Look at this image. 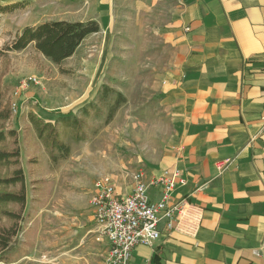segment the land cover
<instances>
[{
    "label": "crops",
    "instance_id": "crops-1",
    "mask_svg": "<svg viewBox=\"0 0 264 264\" xmlns=\"http://www.w3.org/2000/svg\"><path fill=\"white\" fill-rule=\"evenodd\" d=\"M178 2L163 29L172 55L160 103L173 133L143 170L149 179L181 172L186 184L172 202L184 204L186 214L173 231L161 221V238L137 246L129 264H264V0ZM117 5L68 2L71 14L54 21H95L104 30L116 21ZM225 160L231 164L220 174L216 163ZM116 190L119 198L130 195L133 180ZM162 191L151 187L148 195L158 202ZM95 194L71 196L70 216L51 219L46 244L61 233V243L82 251L72 264H98L107 250L89 209Z\"/></svg>",
    "mask_w": 264,
    "mask_h": 264
},
{
    "label": "rangeland",
    "instance_id": "rangeland-1",
    "mask_svg": "<svg viewBox=\"0 0 264 264\" xmlns=\"http://www.w3.org/2000/svg\"><path fill=\"white\" fill-rule=\"evenodd\" d=\"M76 1L0 3L1 90L12 110L6 126L19 134L30 214L19 234L21 254L28 256L17 264H72L82 251L61 243V233L55 244H46L52 217L70 216L69 198L97 192L98 181L129 187L134 172L158 161L173 133L169 111L160 103L172 55L163 29L173 21L178 0H117L113 25L89 36L60 65L33 44L4 52L24 28L69 16L67 3ZM84 107L90 110L87 140L69 141L70 155L52 162L28 114L55 122L68 113L81 116Z\"/></svg>",
    "mask_w": 264,
    "mask_h": 264
},
{
    "label": "trees",
    "instance_id": "trees-1",
    "mask_svg": "<svg viewBox=\"0 0 264 264\" xmlns=\"http://www.w3.org/2000/svg\"><path fill=\"white\" fill-rule=\"evenodd\" d=\"M99 31L95 21L45 22L24 28L4 52L23 51L33 44L38 53L60 65L71 58L89 36ZM121 97L119 94L118 98ZM11 116L10 106L3 103L0 81V264H17L28 256V253L21 254L19 241L23 224L30 217L27 213V184L19 134L6 126ZM89 116V107H84L81 116L68 113L60 115L55 122H48L29 113L28 121L49 159L57 163L70 155L69 141L81 143L87 140Z\"/></svg>",
    "mask_w": 264,
    "mask_h": 264
},
{
    "label": "built area",
    "instance_id": "built-area-1",
    "mask_svg": "<svg viewBox=\"0 0 264 264\" xmlns=\"http://www.w3.org/2000/svg\"><path fill=\"white\" fill-rule=\"evenodd\" d=\"M230 164L231 160L217 162L216 169L222 174ZM132 180L133 192L124 198H119L110 179L96 183L97 192L90 205L94 221L101 227L98 241L107 242L105 255L98 264H129L137 246L152 245L161 238V221L166 222L168 231H173L186 214L184 204L172 202L177 186L186 184L181 172L166 170L163 175L149 179L146 171L140 169L133 173ZM157 186L163 191L160 201L154 202L148 191Z\"/></svg>",
    "mask_w": 264,
    "mask_h": 264
}]
</instances>
